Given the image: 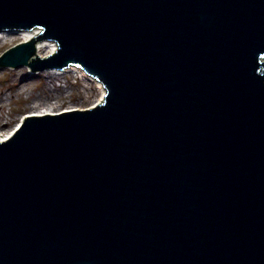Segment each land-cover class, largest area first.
Instances as JSON below:
<instances>
[{"label": "water", "instance_id": "1", "mask_svg": "<svg viewBox=\"0 0 264 264\" xmlns=\"http://www.w3.org/2000/svg\"><path fill=\"white\" fill-rule=\"evenodd\" d=\"M34 29L0 67L106 91L0 140V264H264V0H0Z\"/></svg>", "mask_w": 264, "mask_h": 264}, {"label": "rangeland", "instance_id": "2", "mask_svg": "<svg viewBox=\"0 0 264 264\" xmlns=\"http://www.w3.org/2000/svg\"><path fill=\"white\" fill-rule=\"evenodd\" d=\"M4 35L0 33V54L22 41L20 37L4 40ZM19 71L18 68H0V99L3 98L0 108V134L2 135L13 131L19 122L20 115L29 110V107H24V103H31L37 94L54 96L58 99L57 96L62 93L63 95L59 96L56 101L55 109H64L67 106L80 109L88 108L101 98L100 90L94 82L86 81L82 77H75L70 72L60 73L58 76L46 79L41 72L35 75L29 74L28 68H25L20 75ZM20 79L24 83L28 82L29 85L24 89H19ZM31 90L32 93L28 94Z\"/></svg>", "mask_w": 264, "mask_h": 264}, {"label": "bare ground", "instance_id": "3", "mask_svg": "<svg viewBox=\"0 0 264 264\" xmlns=\"http://www.w3.org/2000/svg\"><path fill=\"white\" fill-rule=\"evenodd\" d=\"M3 34H5L3 36L4 40H10V39H13L16 37H20V38H22V42H23L28 37L33 36L35 34H38V31L37 30H31V31L15 30V31H5V32L3 31ZM56 49H57L56 44L54 42H51V40L42 39V40L35 42V51H36L35 55L36 56H39L42 58L47 57L51 54L56 53ZM5 68H12V69L18 68V69H20V71H19V75H20L24 72L25 68H27V67L21 66V67H5ZM40 72L43 73V75L46 77V79L49 77L51 78V77L58 76L60 73L70 72L75 77H82V78L86 79V81L88 80L89 82H94L96 87L100 90V94H101V98L99 99L98 102H100L103 99L105 89L102 86V84L98 80H96L94 77L88 75L80 67L71 66V67H68L62 71L58 70V69H44V70L37 71L35 73H40ZM35 73L33 74V73L29 72V74H31V75H35ZM27 85H29L28 82L24 83L22 79H20L18 82V88L19 89H24V87ZM47 88L48 87L46 86V89ZM55 90H57V89H55ZM47 91H48V89H47ZM30 93H32V90L30 92H28V94H30ZM58 93H60V92H58ZM61 95H63V94L60 93L57 96V98L59 99V96H61ZM58 99L54 98V96L50 97L49 95H43V96L40 94L35 95L34 98L31 100V103H26V102L24 103V107H29V110L20 115L19 122L17 123V125L28 115H41V114H46V113H54V112H57L60 110H69V109L75 108L74 106H67L64 109L63 108L62 109H55V104H56V101ZM2 100H3V98H2ZM2 100L0 99V108L2 107L1 106ZM92 106H94V104L91 105V107ZM11 132L6 133L4 135L0 134V140H6L7 138H9L11 135Z\"/></svg>", "mask_w": 264, "mask_h": 264}]
</instances>
